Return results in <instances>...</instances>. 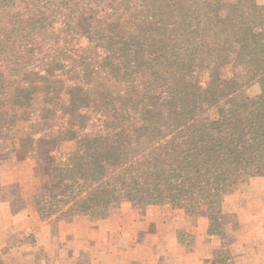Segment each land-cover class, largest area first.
<instances>
[{"label":"trees","instance_id":"1","mask_svg":"<svg viewBox=\"0 0 264 264\" xmlns=\"http://www.w3.org/2000/svg\"><path fill=\"white\" fill-rule=\"evenodd\" d=\"M232 54L247 78L227 84ZM19 150L49 167L34 196L42 222L201 206L210 263L234 264L225 199L264 177V6L0 0V167Z\"/></svg>","mask_w":264,"mask_h":264},{"label":"crops","instance_id":"2","mask_svg":"<svg viewBox=\"0 0 264 264\" xmlns=\"http://www.w3.org/2000/svg\"><path fill=\"white\" fill-rule=\"evenodd\" d=\"M0 184L7 187L11 182L0 181ZM1 187L0 249L5 250L3 264H211L205 217L200 232L189 230L184 218L171 209H156V215H150L148 220L144 216L138 218L136 212L132 218L133 214H128L131 210L125 208L118 218L89 221L77 217L48 225L40 220L32 204L29 213L23 210L9 213L10 204L20 197L17 192H11L13 198L8 197L7 193H1ZM32 196L33 193L31 199ZM257 214L261 219L255 227L246 223L240 226L248 232L258 229L257 236L250 235L248 240L239 238L232 246L245 249V257H249L250 248L256 245L264 248V210ZM182 231L195 237L193 252H187L178 242L177 234ZM25 234L35 237L36 242L26 240ZM230 253L234 264H243L236 261L238 258L235 259L231 250ZM255 257L264 260V255L262 258L254 256L253 260Z\"/></svg>","mask_w":264,"mask_h":264},{"label":"rangeland","instance_id":"3","mask_svg":"<svg viewBox=\"0 0 264 264\" xmlns=\"http://www.w3.org/2000/svg\"><path fill=\"white\" fill-rule=\"evenodd\" d=\"M226 4H234L237 0H224ZM258 3L264 6V0H258ZM235 54L231 56V62L228 63L223 70L221 71V78L225 80L227 84L231 80L236 79L238 82H242L247 78V72L244 68L239 67L234 64ZM220 90H224L223 87ZM258 92L257 85L252 86L248 93L250 96H255ZM30 133V128L26 123H20L18 127L17 136L15 139L13 148H18L20 142L26 138ZM44 148H53L52 145H46ZM63 148L66 150L69 148H74L73 143H67ZM23 154L20 150L16 153V155L7 161V164L0 167V181L1 182H11V185L7 187H1V193H7L8 197H12L11 192H17L20 199L14 200L9 206L8 212L12 213H19L20 211H28L29 213V205L31 207L34 206V210H36V205L34 202V196L36 194V189L42 185L44 182H47L50 178V171L49 167L41 160H31V159H20L17 156ZM2 170V171H1ZM264 177H257L252 176L248 178H243L239 181L237 185H235L232 192L226 197L224 203V211L227 214L229 220L231 221V226L235 228L236 240L239 238L248 240L250 235L257 236V230L255 229L253 232L243 231L240 226L243 223L256 226V223L261 217L257 214L260 210H264ZM22 182L21 184H15V182ZM9 187V188H8ZM33 196L31 199V194ZM6 195V197H7ZM24 196V198L22 197ZM30 196V197H29ZM124 208V209H123ZM131 210L129 215L133 213L138 214L139 216L146 217V220L150 218V215H156L155 210H162V209H171L177 212L178 216L184 218V224L189 228V230H195L197 232L201 231V225H203L205 219L202 214L203 208L200 207H174V206H154L149 207L145 210H139L133 208L130 204L124 203L123 207L117 214L112 218H118L123 210ZM31 210V209H30ZM21 213V212H20ZM241 213V214H240ZM159 215V214H158ZM134 214L131 216L133 218ZM110 218V219H112ZM161 218V217H159ZM89 221H92L88 219ZM69 221V220H68ZM207 224V221H206ZM48 225H57V223L49 222ZM3 226V223H1ZM187 233L186 231H182ZM251 233V234H250ZM189 234V233H187ZM7 237V234H5ZM25 239L29 242L35 243L36 239L33 236H26ZM208 237V236H207ZM195 238V237H194ZM237 242V241H236ZM207 243L209 246V251L211 255H213L214 243L208 238ZM206 243V244H207ZM204 242V245H206ZM187 252H193L195 242L193 243L189 238H185V243L183 244ZM255 248H250L249 257L243 256L245 254V249L237 248H230L232 251L233 256L238 258L236 261L239 263L242 261L243 264H264L261 263L264 261L263 259H257L256 257L253 260L252 257L258 256L259 258L264 255V248L260 247L259 245L254 246ZM3 252L5 250L0 249V264H3ZM7 253V252H6ZM5 256V254H4ZM243 256L242 258H240ZM261 257V258H262Z\"/></svg>","mask_w":264,"mask_h":264}]
</instances>
